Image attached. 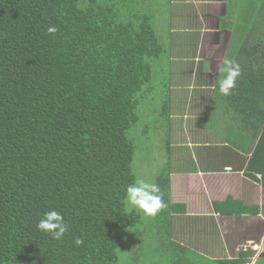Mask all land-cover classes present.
<instances>
[{
    "label": "trees",
    "instance_id": "1",
    "mask_svg": "<svg viewBox=\"0 0 264 264\" xmlns=\"http://www.w3.org/2000/svg\"><path fill=\"white\" fill-rule=\"evenodd\" d=\"M122 1L0 0V264H119L140 220L126 209L137 178L128 130L164 46L151 14L122 13ZM225 20L227 58L243 69L226 97L254 139L262 131L247 168L264 184V0H228ZM157 179L166 202L169 171ZM51 209L69 225L61 240L37 227Z\"/></svg>",
    "mask_w": 264,
    "mask_h": 264
},
{
    "label": "crops",
    "instance_id": "2",
    "mask_svg": "<svg viewBox=\"0 0 264 264\" xmlns=\"http://www.w3.org/2000/svg\"><path fill=\"white\" fill-rule=\"evenodd\" d=\"M227 3L170 1L164 53L152 61L140 102L158 89L167 123L170 195L156 215L167 248L178 243L211 259L246 252L250 261L257 252L245 245L254 241L264 249V184L261 173L247 168L262 131L254 139L219 91L232 37L228 20L221 24ZM255 264H264V251Z\"/></svg>",
    "mask_w": 264,
    "mask_h": 264
},
{
    "label": "rangeland",
    "instance_id": "3",
    "mask_svg": "<svg viewBox=\"0 0 264 264\" xmlns=\"http://www.w3.org/2000/svg\"><path fill=\"white\" fill-rule=\"evenodd\" d=\"M170 1L123 0L122 13H127L130 7L150 13L151 22L163 43L166 39ZM87 2L88 0H80V5L86 6ZM155 74L156 80H161L160 71ZM148 84L150 82L146 85ZM158 93V89L154 90L142 99L138 105L139 119L128 130V135L136 146L133 168L137 177L156 184L158 176L168 170L170 155L167 123ZM126 209L137 211L140 220L132 222L127 228L125 238L118 248L119 264H181L184 260L208 263L209 257L193 252V248H185L178 243L175 250L167 248L168 236L158 231L157 225L161 222L156 216H148L127 202Z\"/></svg>",
    "mask_w": 264,
    "mask_h": 264
},
{
    "label": "clouds",
    "instance_id": "4",
    "mask_svg": "<svg viewBox=\"0 0 264 264\" xmlns=\"http://www.w3.org/2000/svg\"><path fill=\"white\" fill-rule=\"evenodd\" d=\"M47 31L49 34L54 35L59 29L55 25H50ZM219 70L225 74L220 80L219 91L225 96L231 95L232 89L236 86L238 78L243 73L242 66L233 59L225 57L221 61ZM126 202L152 217H155L168 207L164 200V193L159 185L139 177L135 179L134 183L128 185ZM37 227L42 232L50 233L56 240H61L69 230V225L65 222L64 216L55 209L46 212ZM75 243L81 246L84 244V240L81 237H77Z\"/></svg>",
    "mask_w": 264,
    "mask_h": 264
},
{
    "label": "built area",
    "instance_id": "5",
    "mask_svg": "<svg viewBox=\"0 0 264 264\" xmlns=\"http://www.w3.org/2000/svg\"><path fill=\"white\" fill-rule=\"evenodd\" d=\"M227 169L231 170V168H227ZM258 175L261 177V174H258ZM249 245H245L243 249L246 250V251L249 250V249H252V250L256 251L257 253L253 254L252 260L248 261L247 264H255V261H256V258L259 255V252L260 253L263 252L264 249H262V247L259 244H257L256 242H254V241H250Z\"/></svg>",
    "mask_w": 264,
    "mask_h": 264
}]
</instances>
